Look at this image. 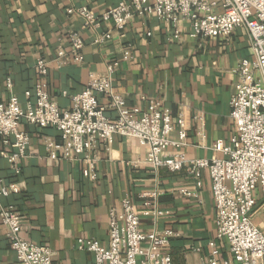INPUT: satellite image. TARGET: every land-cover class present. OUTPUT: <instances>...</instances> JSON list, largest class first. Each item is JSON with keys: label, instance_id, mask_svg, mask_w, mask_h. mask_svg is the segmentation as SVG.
<instances>
[{"label": "crops", "instance_id": "0c3cea01", "mask_svg": "<svg viewBox=\"0 0 264 264\" xmlns=\"http://www.w3.org/2000/svg\"><path fill=\"white\" fill-rule=\"evenodd\" d=\"M120 1L124 0H0V103L13 95L24 103L25 92L45 84L60 109L69 110L72 95L85 90L92 76L104 74L107 64L118 62L113 92L125 98L128 108L146 111L156 102L167 107L173 114L172 142L180 141L178 120H183L185 141L180 147H171V152L183 153L189 161L221 158L216 145L229 144L235 134L230 103L239 82V60L253 59L248 31L239 27L228 40L183 36L177 41L172 29L157 18H137L124 31L114 30L111 41L99 45L93 41L95 34L82 31L81 18L71 12L87 7L100 17ZM71 33L80 34L85 41L83 65L72 60ZM60 53L64 58H59ZM39 59L49 66L46 77L39 74ZM99 99L107 107V115L117 117L109 107L111 99ZM22 129L31 142L28 158L20 163V175L14 173L5 155L13 150L0 137V179L21 189L19 196L4 203L18 207L23 218L22 237L48 246L56 264H95L93 254L77 248L78 239H95L108 247L109 213L120 212L126 198L142 212L143 195L150 193H157L158 208L169 212L156 228L174 233L168 248L173 264L210 262L212 240L219 251L217 261L230 257L227 242L217 239V211L206 172L202 188H196L186 170H155L145 162L147 148L132 139L113 137L109 144H98L99 178L89 182L81 163L49 158L46 142H63L56 129L26 123ZM181 189L193 192V197L183 196ZM255 196L260 213L256 224L264 230V198L258 191ZM153 228V223L144 221L142 230ZM0 264H21L2 220Z\"/></svg>", "mask_w": 264, "mask_h": 264}, {"label": "built area", "instance_id": "2783aa9c", "mask_svg": "<svg viewBox=\"0 0 264 264\" xmlns=\"http://www.w3.org/2000/svg\"><path fill=\"white\" fill-rule=\"evenodd\" d=\"M82 20V31L95 34L94 43L103 45L113 38V31H124L134 20L157 18L172 29V38H224L239 28L248 31L253 59H241L236 70L239 82L230 103V118L235 134L229 144H217L221 158L187 160L183 153L171 152L185 141L184 122L178 120L179 142H172L173 114L159 102L150 103L146 111L130 109L123 97L113 92V74L120 64L111 62L102 75L92 76L87 88L71 96L69 110H61L45 84L25 92L26 102L11 96L0 103V137L13 153H6L16 175L21 174L20 163L28 158L31 136L22 124L43 129H56L63 137L58 145L48 140L46 149L52 160L79 162L83 176L89 182L99 178L97 146L109 144L113 137L135 140L147 148L145 162L155 170L167 168L170 172L186 170L196 188L203 186L206 172L212 182L216 207L217 239L227 242L230 257L217 261L216 243L213 259L205 264H264V230L256 224V191L264 198V0H124L98 17L87 7L73 11ZM102 34H98L99 30ZM85 41L78 33L69 35L72 60L83 65ZM131 56L130 52L127 53ZM64 58V53L59 54ZM41 77L49 74V66L36 62ZM9 87L12 84L9 83ZM66 95V94H65ZM101 96L111 99L109 107L117 117L107 115ZM192 198L194 193L181 189ZM17 185H6L0 179V220L7 230L12 251L21 264H56L54 253L46 245H35L22 237L23 218L18 207L4 201L19 196ZM145 209L138 211L133 202L125 199L120 212L109 213V245L99 241L78 239L77 248L94 255L95 264H173L168 248L174 233L159 231L157 226L169 212L158 208V194H144ZM153 223V230H142L144 221Z\"/></svg>", "mask_w": 264, "mask_h": 264}, {"label": "rangeland", "instance_id": "374dc122", "mask_svg": "<svg viewBox=\"0 0 264 264\" xmlns=\"http://www.w3.org/2000/svg\"><path fill=\"white\" fill-rule=\"evenodd\" d=\"M258 208H259V207H258ZM258 208H257L256 210H258ZM258 213H259V212H258ZM258 213H257V214H258ZM259 214H260V213H259ZM259 214H258V215H259ZM256 216H257V215H256Z\"/></svg>", "mask_w": 264, "mask_h": 264}]
</instances>
